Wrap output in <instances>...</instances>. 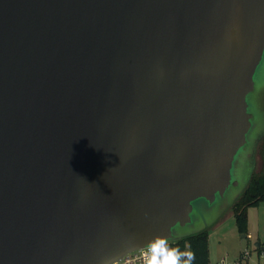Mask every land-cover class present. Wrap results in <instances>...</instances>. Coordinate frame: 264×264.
<instances>
[{
  "label": "water",
  "instance_id": "1",
  "mask_svg": "<svg viewBox=\"0 0 264 264\" xmlns=\"http://www.w3.org/2000/svg\"><path fill=\"white\" fill-rule=\"evenodd\" d=\"M263 61L264 0H0V264L206 229L184 233L194 203L248 184Z\"/></svg>",
  "mask_w": 264,
  "mask_h": 264
},
{
  "label": "rangeland",
  "instance_id": "2",
  "mask_svg": "<svg viewBox=\"0 0 264 264\" xmlns=\"http://www.w3.org/2000/svg\"><path fill=\"white\" fill-rule=\"evenodd\" d=\"M255 80L258 84L264 85V63L259 68ZM255 116L253 127L248 136L250 141L249 146L239 151L233 167V176L236 180L240 181L242 186L248 183L250 179V161L254 152L253 173L260 170L259 168L261 165L260 153L258 152L261 140L256 144L254 150V144L259 136H261L260 133L264 126V117L262 116L261 109H255ZM239 189L241 188L230 189L223 198L216 200L211 205L205 201H198L193 205L192 223L184 230V233L188 231H201L203 228L208 230L209 260L212 264H214L217 259L222 258V256L223 258L225 256L226 259L233 263H238L240 262L238 260L240 252L244 251L249 252L248 264H257L258 258L255 247L257 239L255 235H253L251 239H246L238 234L233 215L230 211V204L234 196L238 194ZM256 210L258 215L255 220L253 216ZM261 210L262 207H259L258 209H252L250 211V213H252L250 229L251 227L255 228L257 222L260 226L263 224L264 216ZM183 235V233H177L176 238H180ZM242 264H247V262L243 260Z\"/></svg>",
  "mask_w": 264,
  "mask_h": 264
},
{
  "label": "trees",
  "instance_id": "3",
  "mask_svg": "<svg viewBox=\"0 0 264 264\" xmlns=\"http://www.w3.org/2000/svg\"><path fill=\"white\" fill-rule=\"evenodd\" d=\"M258 152L260 153V170L252 174L245 190L230 207L237 232L246 239L248 238L247 212L249 209L256 208L259 204L264 203V137L261 140ZM186 247L193 253L194 258L191 264H210L207 229L186 236V238L177 241L175 244V249L180 252L184 251ZM256 251L260 253V246L257 247Z\"/></svg>",
  "mask_w": 264,
  "mask_h": 264
},
{
  "label": "clouds",
  "instance_id": "4",
  "mask_svg": "<svg viewBox=\"0 0 264 264\" xmlns=\"http://www.w3.org/2000/svg\"><path fill=\"white\" fill-rule=\"evenodd\" d=\"M150 257L146 264H181V257H187L182 264H191L193 253L180 252L175 248H168L166 240L163 238L156 239L150 245Z\"/></svg>",
  "mask_w": 264,
  "mask_h": 264
},
{
  "label": "built area",
  "instance_id": "5",
  "mask_svg": "<svg viewBox=\"0 0 264 264\" xmlns=\"http://www.w3.org/2000/svg\"><path fill=\"white\" fill-rule=\"evenodd\" d=\"M175 244L176 243H168L167 246H168V248L171 249V248H175ZM182 252H189L188 247H186V249H184V251H182ZM150 254H151L150 253V247L137 249V250H134L133 252H130V253L124 255L123 257L116 260L112 264H146V261L150 257ZM248 255H249V252L244 251L241 254L240 258L245 259L246 257H248ZM186 258L187 257H181V264H182V261ZM214 264H238V263H233L230 260L222 258V260H220Z\"/></svg>",
  "mask_w": 264,
  "mask_h": 264
},
{
  "label": "crops",
  "instance_id": "6",
  "mask_svg": "<svg viewBox=\"0 0 264 264\" xmlns=\"http://www.w3.org/2000/svg\"><path fill=\"white\" fill-rule=\"evenodd\" d=\"M259 207H262V213H263V216H264V203H261V204H259V206L258 207H256V208H252V209H258ZM252 209H249L248 210V212H247V223H248V238H252L253 237V235H255V237H256V239H257V242L259 243V246H260V248H261V251H260V253H258L257 252V258H258V261H257V264H264V222H263V224L260 226L259 225V223L257 222L256 223V226H255V228H252L251 227V229H250V225H251V214L252 213H250V211L252 210ZM257 210H256V213H255V215L253 216L254 217V219L256 220V217H257ZM237 229V228H236ZM208 237H209V232H208ZM256 242V243H257ZM243 252H240V255H239V258H238V260L240 261V262H238V264H242L243 263V260L244 261H246L247 262V264H248V257H246L245 259H241L240 257H241V254H242ZM249 256V255H248ZM222 258H223V256H222ZM222 258H219V259H217L216 261H215V263L216 262H218V261H220V260H222ZM224 258H225V256H224ZM226 259V258H225ZM228 260V259H227ZM210 264H212V262L210 261Z\"/></svg>",
  "mask_w": 264,
  "mask_h": 264
}]
</instances>
